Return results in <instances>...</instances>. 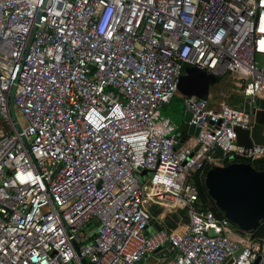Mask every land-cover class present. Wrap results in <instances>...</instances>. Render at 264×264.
I'll return each mask as SVG.
<instances>
[{
	"label": "built area",
	"instance_id": "built-area-1",
	"mask_svg": "<svg viewBox=\"0 0 264 264\" xmlns=\"http://www.w3.org/2000/svg\"><path fill=\"white\" fill-rule=\"evenodd\" d=\"M183 66L240 96L183 99L194 136L154 123ZM257 99L264 0H0V264H262L264 238L203 209L194 181L264 161L235 137ZM153 207L186 222L167 231Z\"/></svg>",
	"mask_w": 264,
	"mask_h": 264
},
{
	"label": "water",
	"instance_id": "water-1",
	"mask_svg": "<svg viewBox=\"0 0 264 264\" xmlns=\"http://www.w3.org/2000/svg\"><path fill=\"white\" fill-rule=\"evenodd\" d=\"M217 78L194 67L185 66L177 78L175 94L182 99L190 96L211 100L209 87ZM251 126L248 130L235 129L236 144L242 147L264 146V100L254 102ZM184 122L188 120L185 112ZM196 130L188 126L187 135L194 136ZM219 153V151H217ZM145 171L140 173V176ZM206 195L215 208L239 231L250 233L264 219V171L255 170L245 163H231L223 167H212L203 178ZM147 227L158 231L160 227L148 222ZM163 246H167L165 243ZM161 252V255H165ZM264 264V260L262 262Z\"/></svg>",
	"mask_w": 264,
	"mask_h": 264
},
{
	"label": "rangeland",
	"instance_id": "rangeland-1",
	"mask_svg": "<svg viewBox=\"0 0 264 264\" xmlns=\"http://www.w3.org/2000/svg\"><path fill=\"white\" fill-rule=\"evenodd\" d=\"M184 67L185 66L182 68ZM208 92L212 96L211 100H209L211 103L210 105L217 104L218 99H221L218 102L223 100L225 104L231 107H239L240 105L239 93L232 87L231 80L228 77L217 79V82L209 87ZM184 115L183 99L174 93L166 104L158 108V116L154 120V123L166 126L165 121H167L174 132H181L187 130L186 123L183 120ZM147 175L148 174L145 172V174L140 176L139 182H142L143 178ZM151 215L167 231L180 230L184 222H186V218L178 211L167 213L165 210L160 211L156 207H153L151 209ZM91 232L92 230L90 233ZM153 232L154 230L151 227L146 230L147 235H151ZM263 238L264 236L262 239Z\"/></svg>",
	"mask_w": 264,
	"mask_h": 264
},
{
	"label": "trees",
	"instance_id": "trees-1",
	"mask_svg": "<svg viewBox=\"0 0 264 264\" xmlns=\"http://www.w3.org/2000/svg\"><path fill=\"white\" fill-rule=\"evenodd\" d=\"M233 162L235 163H245L250 165L253 169L255 170H263L264 171V161L262 160H246V159H237L234 160ZM197 190H198V196L201 202V207L203 209H208L211 210L216 216L220 217L222 216V213L219 212L213 203L210 201L208 196L206 195V190L203 186V177L201 176L200 178H194ZM180 214L184 216V212L182 210L178 211ZM166 221V220H165ZM167 222V221H166ZM94 227L93 223H90L87 228L92 229ZM252 237L256 238H262L264 236V219L260 222L259 226L254 230L250 232Z\"/></svg>",
	"mask_w": 264,
	"mask_h": 264
},
{
	"label": "crops",
	"instance_id": "crops-1",
	"mask_svg": "<svg viewBox=\"0 0 264 264\" xmlns=\"http://www.w3.org/2000/svg\"><path fill=\"white\" fill-rule=\"evenodd\" d=\"M221 93V92H220ZM222 97V96H221ZM219 100H221V99H218V101ZM217 101V104H220V103H222V104H224V101L222 100V101H220V102H218ZM256 110V109H255ZM187 126V125H186ZM187 130H188V126H187ZM187 130H184V131H181V132H174L173 131V129H172V131L170 132L171 134H173V133H176V134H181V135H183V134H187Z\"/></svg>",
	"mask_w": 264,
	"mask_h": 264
},
{
	"label": "bare ground",
	"instance_id": "bare-ground-1",
	"mask_svg": "<svg viewBox=\"0 0 264 264\" xmlns=\"http://www.w3.org/2000/svg\"><path fill=\"white\" fill-rule=\"evenodd\" d=\"M147 186H148V184L146 183V184H145V187H147Z\"/></svg>",
	"mask_w": 264,
	"mask_h": 264
}]
</instances>
